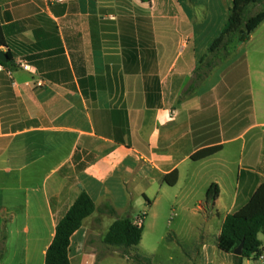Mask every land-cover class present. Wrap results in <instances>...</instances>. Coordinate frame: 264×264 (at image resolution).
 Returning a JSON list of instances; mask_svg holds the SVG:
<instances>
[{"label":"crops","instance_id":"crops-1","mask_svg":"<svg viewBox=\"0 0 264 264\" xmlns=\"http://www.w3.org/2000/svg\"><path fill=\"white\" fill-rule=\"evenodd\" d=\"M174 1L165 15L163 0H0V51L15 65L0 71V264H45L81 189L96 209L71 236L70 262L113 264L114 256L132 257L104 243L110 226L140 216L133 218L138 207L154 209L166 175L178 172L175 186L183 171L202 183L196 166L243 142L232 208L220 211L218 177L206 181V191L219 186L215 203L199 200L192 210L204 212L205 225L220 221L217 238L264 181L262 72L247 57L223 69L214 61L220 53L199 57L192 18L174 16L182 15ZM209 147L222 149L192 160ZM221 165L232 172V162ZM231 257L221 256L235 264Z\"/></svg>","mask_w":264,"mask_h":264},{"label":"rangeland","instance_id":"rangeland-1","mask_svg":"<svg viewBox=\"0 0 264 264\" xmlns=\"http://www.w3.org/2000/svg\"><path fill=\"white\" fill-rule=\"evenodd\" d=\"M154 1L157 2V0ZM163 1H165L164 14L167 15L168 0ZM174 2L182 12V15L176 13L174 16L181 18L185 13L192 18V23L195 25V48L198 56L206 54L212 57L213 54L208 52L209 47L227 22L232 1L176 0ZM263 8L264 0L257 5L250 6L246 14L248 17L254 16ZM225 56L227 55L222 51L214 60L219 64L220 69L235 65L247 57L251 62L252 70L262 72V75L258 76L263 82L259 80L256 86L261 96L259 99L264 103V22L252 33L247 42L232 47L230 55ZM199 68L204 69L201 64ZM240 95H242L240 99H244L242 91ZM229 98L232 99V95ZM242 143L235 142L234 145H228L223 156L198 164L196 167L202 175V183L194 184L189 180L188 171H183V178L177 186L167 185L163 190L157 191L159 203L154 209L136 208L133 218L137 215L145 218L142 241L140 245L124 251L128 253V257H132L131 261H127V257L117 255L111 258L113 264H140L136 258H141V262L145 264H225L227 261L221 258L224 252L215 248L221 228L220 221L215 219L205 225L203 223L204 212L193 214L192 210L198 205L199 200L205 203L206 181L209 182L218 177L222 178L223 186L220 211L224 215L232 208L237 191L239 166L237 155L242 151ZM231 151H235L234 157ZM223 159L232 162L229 166L232 172H221ZM192 171L191 169L190 172ZM245 193H248V189H245L244 193L243 189L240 191V199ZM205 208L209 211L207 206ZM231 259L234 260L232 257ZM251 262L252 264H264L258 260H251Z\"/></svg>","mask_w":264,"mask_h":264},{"label":"trees","instance_id":"trees-1","mask_svg":"<svg viewBox=\"0 0 264 264\" xmlns=\"http://www.w3.org/2000/svg\"><path fill=\"white\" fill-rule=\"evenodd\" d=\"M143 3H151V0H140ZM262 0H233L228 20L222 32L215 38L208 52L213 55L224 51L228 56L231 48L247 42L252 33L264 22V8L248 17L247 10L252 5H257ZM4 28L0 22V49L6 47ZM8 62L1 63L6 68L13 69V57L6 53ZM209 70L215 63L208 64ZM222 147H209L202 149L192 156V160L201 161L210 158L220 152ZM261 170V169H260ZM264 174V166L262 167ZM168 186H175L178 182V172L174 171L164 177ZM220 189L217 184H212L206 193V204L212 206L218 199ZM95 204L87 194L81 192L65 216L56 226L55 237L46 253L45 264H71L68 251L71 236L81 228L85 219L95 212ZM114 214V210H110ZM144 233V226L137 227L131 218L116 220L109 228L104 243L129 249L140 244ZM264 233V181L255 189L248 202L234 213L226 216L221 233L217 238V248L232 256L236 264H242L244 260H258L263 242L260 234ZM4 238H0V244ZM243 243V254L234 255L235 249ZM141 261V258H137Z\"/></svg>","mask_w":264,"mask_h":264},{"label":"built area","instance_id":"built-area-1","mask_svg":"<svg viewBox=\"0 0 264 264\" xmlns=\"http://www.w3.org/2000/svg\"><path fill=\"white\" fill-rule=\"evenodd\" d=\"M50 2L62 3V2H64V0H50ZM20 66L25 71H31V69H32L31 65H29L26 62L20 63ZM3 70H4V66L0 64V71H3ZM7 73L11 77V74H12L11 71H7ZM37 86L38 87L43 86V82L38 81ZM132 222L135 226L141 227L143 225V218L141 216H138V217L134 218L132 220ZM258 261H260L261 263H264V245L261 249V253L258 255Z\"/></svg>","mask_w":264,"mask_h":264},{"label":"water","instance_id":"water-1","mask_svg":"<svg viewBox=\"0 0 264 264\" xmlns=\"http://www.w3.org/2000/svg\"><path fill=\"white\" fill-rule=\"evenodd\" d=\"M0 62L1 63H7L8 62L7 55L2 51H0ZM243 246H244L243 243H241L240 246L237 249H235L234 255L241 256L243 254Z\"/></svg>","mask_w":264,"mask_h":264}]
</instances>
